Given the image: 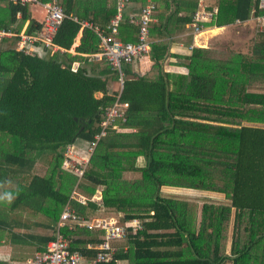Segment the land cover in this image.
Here are the masks:
<instances>
[{"label":"trees","instance_id":"1","mask_svg":"<svg viewBox=\"0 0 264 264\" xmlns=\"http://www.w3.org/2000/svg\"><path fill=\"white\" fill-rule=\"evenodd\" d=\"M58 1L68 17L54 43L65 52L30 56L17 50V38L0 42V196H12L0 200V242L46 251L70 203L86 220L109 209L124 215L121 224L142 222L141 230L129 229L111 261L97 264H264V32L246 50L195 47L186 57L176 55L186 61L187 73L167 72L168 38L175 26L194 20L199 0H154L155 63L136 77H129L131 64L124 65L123 131L110 130L99 140L78 182L63 168L65 153L100 133L103 111L118 95L109 85L118 77L107 60L88 56L99 51L94 31L76 55L70 52L81 29L71 17L109 34L117 0ZM130 1L139 6L138 15L145 0ZM206 6L216 9L204 23L209 28L248 21L254 10L264 14L259 0H214ZM27 21L28 32L41 28L30 3L0 0V29L14 26L20 32ZM118 39H139V27L126 14ZM76 61L81 65L73 71ZM42 159L48 163L40 164ZM127 172L139 176L129 180ZM98 189L102 200L92 201ZM166 189L222 194L226 202L206 201L199 209L197 200L166 195ZM75 190L88 199L85 205L71 199ZM39 215L44 221L33 222ZM63 233L70 249L89 260L104 240V231L89 227Z\"/></svg>","mask_w":264,"mask_h":264},{"label":"built area","instance_id":"2","mask_svg":"<svg viewBox=\"0 0 264 264\" xmlns=\"http://www.w3.org/2000/svg\"><path fill=\"white\" fill-rule=\"evenodd\" d=\"M21 5L41 6L45 11V18L41 24V28L28 32L27 30L15 31L14 26L11 28L0 29V42L5 39L17 38L16 48L18 51L33 55L38 53V47L44 48L52 55L57 52H65L61 47L54 43L55 36L61 27L63 21L68 16L65 14L63 7L58 0H50L43 2L41 0H11ZM131 3L130 0H117V13L111 19L108 26L109 34L94 23L83 20L78 21L76 17L73 20L81 24V29L94 31L100 38L99 51L88 55L95 61L107 60L113 67L118 77L119 90L117 91L116 101L113 106L104 109L100 123L101 131L95 136L94 141L89 144H79L78 146H70L65 153V161L63 168L69 172H73L79 179L84 178L85 169L87 168L90 158L93 155L99 140L107 135L110 130L117 132L122 131L119 122L126 121V111L128 104L121 101V94L124 88V70L125 64H133L137 60H141L152 54L155 47V40L151 36V24L156 22L154 12L156 3L154 0H145V5L141 8L137 15H130L129 22L139 27L138 42H124L118 39L119 29L124 22L126 8ZM259 9L264 10V0H259ZM214 11L207 8L206 5H200L199 10L194 15V20L188 24L194 34H200L204 30V23L210 22L214 17ZM253 11L252 19L255 22L259 32H264V14H255ZM248 21H237L236 24H245ZM80 63H74L73 71H77ZM96 197L91 200L94 201ZM81 204H86L88 199L85 195L74 191V197ZM76 226L89 227L96 230L104 231V240L94 246L97 255L94 259H87L78 251L70 249L68 237L63 233L64 229L74 230ZM129 229L135 233L142 229L140 220H133L125 224H121L118 218H97L89 221L80 217L73 206L68 203L57 222L56 230L53 238L48 242L47 249L39 252L33 258L27 261V264H97L109 262L113 259L115 253L111 243L115 240L124 239L129 234ZM93 248V246H89Z\"/></svg>","mask_w":264,"mask_h":264},{"label":"crops","instance_id":"3","mask_svg":"<svg viewBox=\"0 0 264 264\" xmlns=\"http://www.w3.org/2000/svg\"><path fill=\"white\" fill-rule=\"evenodd\" d=\"M201 4L206 5L207 2L205 0H199V8H200ZM31 7H32V18L35 21L34 24L35 25H39V24L41 25L42 22L44 21V18H45L44 9L39 5L31 6ZM137 9H140L139 6L135 5L131 2L129 4V6L126 8L125 14L128 15V17L130 15H136L137 11H138ZM18 17H20V15H18ZM248 24H250V22H248L247 24H243V25L246 26ZM30 25H31V23L29 21L25 22V24L21 30H27ZM83 30L85 31L84 34H82ZM88 32H89V30H87V29H83V28L80 29L77 37L75 38V42H74V44L70 50V52L72 54H74V55L77 54L76 47L80 46L84 42ZM215 32H217L218 34H221V36H219L220 40H230L229 37H234L233 43L246 42L247 37L246 38L239 37L240 36L239 32L238 31L235 32L232 29V26L231 27H229V26L211 27V28L204 26V30L200 34H194L193 30L188 27V24L185 25L184 28L179 27V26H175L172 30L171 36L168 38L170 45H169L168 53H167L165 59L163 60V66H164L165 71L173 72V73H180V74L187 73L188 69L184 65L186 61L184 59H181L180 57H178L176 55H181V56L186 57L190 54V52L195 47L219 49L217 47L218 42H217V44H215L216 43L215 36H217L216 35L217 33H215ZM166 39H167V37H166ZM154 40H155V42L158 41V39L157 40L154 39ZM249 40H250V38H249ZM232 49L237 50L236 47H233ZM37 51L40 55L44 54V53L46 54L48 52L40 46L38 47ZM78 62L79 61H76L74 63H78ZM74 63H72V66ZM154 63L155 62L152 59V55L145 57L141 60L135 61L133 64L130 65L131 74L129 75V77L142 76V75L146 74L147 72H149L152 69ZM80 65H81V63H80ZM118 90H119L118 80L111 82L109 85V91L111 93H115ZM102 96H103V93H101V92L96 94V97H98V98H101ZM144 164H145L144 158L140 157L138 159V165L143 166ZM130 175L132 177H130ZM125 177L128 178L129 180H133V179L138 178V177L133 178L134 176L132 175V173H128V172L125 174ZM93 197H96L94 199V201L100 202L102 200V190L98 189ZM112 211L113 210H109V209L104 210L103 209V212H101V213L97 212L95 214H91L90 218L88 220L93 221L97 218H102V216H101L102 214L103 215L105 213L109 214ZM123 216L124 215L122 213L114 211L112 217L121 219V218H123ZM32 218H33V222L40 223V222L44 221V218L41 215L34 216ZM55 230H56V227H55ZM22 232H23V230H22ZM53 236H54V234H53ZM123 241H124L123 239L115 240L111 243V246L114 249V251H118L120 249V247L122 245H124ZM38 252L39 251L32 245H22V244H17L15 242H10V243L8 242L7 243L4 240H1V242H0V261L7 262L8 264H27V261L30 258H33L34 256H36V254ZM117 264H128V261L122 260V261L117 262Z\"/></svg>","mask_w":264,"mask_h":264},{"label":"rangeland","instance_id":"4","mask_svg":"<svg viewBox=\"0 0 264 264\" xmlns=\"http://www.w3.org/2000/svg\"><path fill=\"white\" fill-rule=\"evenodd\" d=\"M207 2V4H211L212 1L214 0H205ZM252 19V17H251ZM250 19V20H251ZM247 24V23H245ZM232 29L236 32L238 31L239 32V37H243V38H246V42H237V43H233V38L234 37H229L230 40H220L219 36H221V34H218L217 33L215 36L216 38V43L218 42L217 44V47L220 49V50H229L233 47H236L238 49H243V50H246V46L248 47V40L249 38L252 39L254 37L255 34L257 33H260L258 31V29L256 28V25H255V22L253 21H250V24L248 25H243V24H236L234 26H232ZM214 38V37H213ZM218 39V40H217ZM215 40V39H214ZM213 43V44H214ZM118 85V84H117ZM120 87V86H119ZM262 88L260 89H257V90H261ZM48 161V160H47ZM48 163L46 162V159H42L40 160V164H44V163ZM132 175L134 176L133 178H136L138 177L139 175L138 174H135V173H132ZM130 177H132L130 175ZM166 195H174V196H179V197H184L186 199H195L199 202V209L201 208V205L203 202H213L215 204L217 203H223V202H226V200L224 199V195L222 194H217V193H210V192H199V191H190V190H174V189H167L165 190L164 192ZM113 213H114V210L111 212V213H105L104 215L102 214V218H110L113 216Z\"/></svg>","mask_w":264,"mask_h":264},{"label":"clouds","instance_id":"5","mask_svg":"<svg viewBox=\"0 0 264 264\" xmlns=\"http://www.w3.org/2000/svg\"><path fill=\"white\" fill-rule=\"evenodd\" d=\"M5 198H6L7 200L11 201L12 196H11V194H8V193H6L5 196H0V200H3V199H5Z\"/></svg>","mask_w":264,"mask_h":264},{"label":"water","instance_id":"6","mask_svg":"<svg viewBox=\"0 0 264 264\" xmlns=\"http://www.w3.org/2000/svg\"><path fill=\"white\" fill-rule=\"evenodd\" d=\"M81 130H83V128Z\"/></svg>","mask_w":264,"mask_h":264},{"label":"bare ground","instance_id":"7","mask_svg":"<svg viewBox=\"0 0 264 264\" xmlns=\"http://www.w3.org/2000/svg\"><path fill=\"white\" fill-rule=\"evenodd\" d=\"M82 33H83V31H82Z\"/></svg>","mask_w":264,"mask_h":264}]
</instances>
